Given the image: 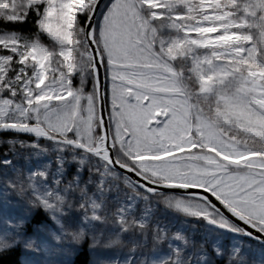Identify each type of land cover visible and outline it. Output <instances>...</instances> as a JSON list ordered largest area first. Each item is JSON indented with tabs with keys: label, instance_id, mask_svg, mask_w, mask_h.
I'll list each match as a JSON object with an SVG mask.
<instances>
[{
	"label": "snow or ice",
	"instance_id": "snow-or-ice-1",
	"mask_svg": "<svg viewBox=\"0 0 264 264\" xmlns=\"http://www.w3.org/2000/svg\"><path fill=\"white\" fill-rule=\"evenodd\" d=\"M0 149V253L264 264V0H0Z\"/></svg>",
	"mask_w": 264,
	"mask_h": 264
},
{
	"label": "rangeland",
	"instance_id": "rangeland-1",
	"mask_svg": "<svg viewBox=\"0 0 264 264\" xmlns=\"http://www.w3.org/2000/svg\"><path fill=\"white\" fill-rule=\"evenodd\" d=\"M86 90H90V89H86ZM172 222L178 225V221L173 220ZM2 227H3V224H2V222H0V228H2ZM24 233L26 236H33L35 234L34 229L31 226V224L25 225ZM103 239L104 238H101L100 244H98L96 247L90 249L91 254H92V259H91L90 264H101L102 261L122 258V254H118L116 252V250L103 248L102 247ZM86 243L88 245L92 244L91 237L86 238L81 244H75V245L71 246L74 250L67 257V259L70 261V263L73 261L76 252L79 250L80 247H82V244H86ZM18 246H20L23 249L22 245H18ZM24 251H25V253L23 255L22 264H27V260L32 257V253L30 250L26 251L24 249Z\"/></svg>",
	"mask_w": 264,
	"mask_h": 264
},
{
	"label": "trees",
	"instance_id": "trees-1",
	"mask_svg": "<svg viewBox=\"0 0 264 264\" xmlns=\"http://www.w3.org/2000/svg\"><path fill=\"white\" fill-rule=\"evenodd\" d=\"M2 151V149H0ZM43 215L42 213L40 214ZM39 218V217H38ZM23 258V249L16 246L14 249L0 253V264H21ZM92 259L89 245L82 244V247L76 252L73 261L70 264H90Z\"/></svg>",
	"mask_w": 264,
	"mask_h": 264
},
{
	"label": "water",
	"instance_id": "water-1",
	"mask_svg": "<svg viewBox=\"0 0 264 264\" xmlns=\"http://www.w3.org/2000/svg\"><path fill=\"white\" fill-rule=\"evenodd\" d=\"M107 115V113L105 112V116Z\"/></svg>",
	"mask_w": 264,
	"mask_h": 264
}]
</instances>
